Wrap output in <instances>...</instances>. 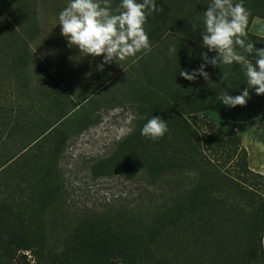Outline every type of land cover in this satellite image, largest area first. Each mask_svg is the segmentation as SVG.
<instances>
[{
	"label": "rangeland",
	"instance_id": "rangeland-1",
	"mask_svg": "<svg viewBox=\"0 0 264 264\" xmlns=\"http://www.w3.org/2000/svg\"><path fill=\"white\" fill-rule=\"evenodd\" d=\"M117 1L112 0L113 7ZM194 1L164 0L170 5L164 43L153 45L149 36L150 50L138 52L119 64L106 65L103 72H98L95 65L100 57L79 59L78 50L69 49L60 35L58 13L67 0H0V167L11 160L7 165L9 171L0 174V202H4L5 208H12L10 211L20 225L34 230H38V225L45 228L44 247L40 240L45 253L63 251L64 226L75 228L82 216L89 213L97 217L112 213L111 216H118L120 213L116 211H121L119 217L130 225L133 218L147 215L153 207L164 204L172 193L170 187L162 184L163 180L155 184L146 172L134 174L133 169L122 172L115 167L102 171L96 167L112 158L117 164L125 161L122 143L150 108L146 99L133 102L138 91L155 85L158 81L155 74L166 64L174 63L171 68L175 67L174 52L180 42L184 52L197 48L199 35L188 30L185 37L186 30L178 28L179 20L193 13ZM27 7L32 13L25 14ZM145 28L149 34L148 21ZM201 51L199 47L194 56L200 58ZM220 70L209 72L214 82L212 88L199 76L190 83L193 94L208 97L210 104L208 110L188 117L193 118L188 124L192 142L184 139L180 124L172 122L170 116L169 131L162 137L163 144L171 146L169 160L173 162L175 175L170 184L175 189L180 184L184 186L181 182L194 166L179 147L194 144L200 148L195 161L203 170L207 169L209 180L205 182L213 194L209 203L200 208L204 214L214 216L211 221L219 225L207 231L202 226H192L188 217L178 226H171L156 249L159 258L165 256L177 264H237L234 257L243 248L239 237L245 229L244 221L260 213L261 240L257 246L260 257L253 264H264L261 256V252L264 255V114L245 118L252 111L248 106L253 101L256 107L264 106V95L251 90L246 105L224 106L216 98L218 88L227 87L230 94L236 95L246 83L239 77L240 69L233 80L229 78L232 73L225 78L222 76L225 71ZM168 91L171 92L169 88ZM212 105L220 107L212 109ZM62 136L65 141L56 153L60 155L58 199L64 204L59 217L65 221L54 223L55 216L48 214L43 226L40 220L38 224V220L32 219V207L39 202L32 184L41 181L43 172L38 171L44 166L41 161L49 151L55 154L52 143ZM192 159L195 158L191 156ZM33 168L36 172L31 177ZM188 184L186 181L185 185ZM224 231L230 237H223ZM25 253L26 258L18 253L11 259L4 248L0 249V264L8 260L11 264L37 262L34 253Z\"/></svg>",
	"mask_w": 264,
	"mask_h": 264
},
{
	"label": "trees",
	"instance_id": "trees-1",
	"mask_svg": "<svg viewBox=\"0 0 264 264\" xmlns=\"http://www.w3.org/2000/svg\"><path fill=\"white\" fill-rule=\"evenodd\" d=\"M22 2H27V0H22ZM116 3L118 4L119 2L117 1ZM156 3L161 8V11L149 16L147 20L149 28L151 27L149 36L154 42L153 45H158L159 42L164 43V34L167 31L166 26L169 21V15L167 16L166 12H168L170 5L166 4L164 0H156ZM24 12L25 14L32 13V10L27 7ZM250 23L249 20L248 26ZM189 24L190 22L184 19L179 20L178 28L186 30ZM248 36L253 42H258L257 47H264V38L250 33H248ZM184 43H186V40H184ZM193 45L195 44L193 43ZM180 46L181 42L178 47L176 46L174 52L176 55L175 67L171 68V66H174L173 63L169 66L166 64L165 68H160L155 74L156 78L158 76L157 83L149 86L145 91L139 90L133 101L139 103L140 100L146 99L150 104V108L147 116L137 121L133 132L122 143L123 153H126L124 156L125 161L117 164L114 162L115 159L112 158V160L102 162L96 167V169L100 168L102 171L107 167H110L109 169L115 167V169L118 168L117 171L122 172L133 169L134 174L137 171H143L148 174L155 184H159L163 180L162 184H166L172 191V193L169 192L171 194L167 201L159 207H153V211L147 213V215H139L133 218L130 225L125 222L128 220L119 217L123 213L121 211H116V213H120L118 216H111L113 213L111 215L101 214L98 217L93 213L84 216L85 218L82 216L79 218L75 228L64 226L66 240L63 243L64 250L59 253L51 251L45 253L40 247V240L43 243L42 247H44L43 240L46 237L44 227L38 225V230H34L30 228L31 226L20 225L18 219L10 211L12 208L10 209L8 206L5 208L4 202H0V249H5L6 256L13 259L19 253L26 258L25 252L31 251L38 258L35 264H55L56 261L58 264H177L173 260L169 261L165 256H160L159 258V251L156 249V246L164 239L166 231L171 226H178L179 223L189 217L188 219L192 226H202L201 228H206V230L208 229L207 231L216 229L219 224H217V221H215V224L211 221L214 216L204 214L205 211L200 208L202 204L209 203L213 196L212 189L205 182V180H209L207 169L203 170V166L200 164L198 166L195 161L200 148L194 144L187 147H179L182 154L187 157L188 162L194 164V166L192 165V172L188 173V177L184 178V182H181L184 186L180 184L178 186L179 189H175L170 184L172 183L170 181L171 177L175 175L172 170L174 168L172 166L173 162L169 160V155H171L169 148L171 146H165L162 137L152 140L145 138L140 133V129L152 115L160 116L165 120L170 116L172 122L180 124L178 128L185 135L184 139L192 142L193 136L188 133L190 132L188 124L191 123L190 119L193 118L188 117H194L200 111L209 109L208 97L205 98L202 95L193 94L191 81L179 75V70L191 71L199 67L201 60L199 57L194 56V51L199 50V45L197 44L196 49L192 51L186 49L185 52L182 51V48L180 49ZM209 55L211 56L212 53H209ZM238 68V65L221 66L219 72L232 73L229 78L233 80L238 77L236 71ZM210 69L214 70V68L209 66L206 71L212 73ZM239 77L246 83L243 72L240 73ZM168 88L171 92L168 91ZM252 93H255L254 89ZM188 99L190 100L187 101ZM255 104L257 103L253 101L252 105L248 106L252 108V111L245 118H258L264 114V106L259 108L254 106ZM217 107L220 106L212 105V109ZM181 126H184L187 131ZM65 138V136H62L61 139L57 138L52 143L54 145L52 150L55 154H51L53 152L50 151L45 154V160H43V163L41 161L44 166H40V170H38L41 173L43 172L41 181H36L32 184L34 196L38 197L39 200L32 207V219L38 220V224L40 220L43 226L45 223L43 219L48 214L55 216L53 219L54 223L59 220L65 221L61 219L62 216L59 217L64 204L62 200L59 203L58 199L61 184L59 185L60 171L57 164L60 155L56 153ZM175 149L179 151L178 148ZM172 155H175L173 150ZM191 156L195 159L190 160ZM10 161L0 167V174L9 171L7 165L10 164ZM180 166L182 167V164ZM32 172L29 175L34 177L36 170L33 168ZM168 179L169 181H166ZM186 181L189 182L188 185H185ZM213 192L215 191L213 190ZM61 197L64 198L62 195ZM220 221L222 222L223 219L220 218ZM243 225L245 229L239 237L242 238L241 245L243 244V248L236 252L237 256L233 257L237 264H253L258 262L260 257L258 256L260 255V246L259 249L257 247L261 240L260 213L245 220ZM43 228L44 232L42 231ZM36 231L39 232L36 234ZM225 232L223 237L229 236ZM238 233L239 231L236 230L235 237H238ZM261 256L264 258L263 252H261ZM44 258L47 259L46 262L42 261ZM5 264H11V260L6 261Z\"/></svg>",
	"mask_w": 264,
	"mask_h": 264
},
{
	"label": "clouds",
	"instance_id": "clouds-1",
	"mask_svg": "<svg viewBox=\"0 0 264 264\" xmlns=\"http://www.w3.org/2000/svg\"><path fill=\"white\" fill-rule=\"evenodd\" d=\"M205 6L199 11L201 15L196 17V23H190L195 33L199 30L201 63L191 71L179 70V75L190 81L203 77L211 87L214 82L207 67L238 65L246 79L245 87L236 95L230 94L227 87H219L216 98L229 108L244 106L251 90L264 95V47H257L258 42L249 39L251 12L245 0H207ZM159 11L156 0H119L115 7L112 0H67L58 13L57 25L67 47L78 50L79 59L101 58L95 71L103 72L106 65L119 64L151 49L145 26L148 17ZM227 75L222 73L225 78ZM168 131V120L154 115L140 129L142 136L152 140Z\"/></svg>",
	"mask_w": 264,
	"mask_h": 264
},
{
	"label": "crops",
	"instance_id": "crops-1",
	"mask_svg": "<svg viewBox=\"0 0 264 264\" xmlns=\"http://www.w3.org/2000/svg\"><path fill=\"white\" fill-rule=\"evenodd\" d=\"M207 0H195V5H194V10L193 13L190 11V15H186V17H183L185 21H188L192 24L196 23V17H192L191 15L194 14L193 16H198L201 15L199 11L205 9ZM245 6L250 10L251 15L249 17L250 20V25L248 26V33L259 36L264 38V0H245ZM195 19V20H194ZM195 21V22H194ZM191 27L189 24L188 27ZM190 30V32L194 35L197 34L199 35V30L196 31V33L193 31L192 28L186 29V36L187 37V32ZM199 42H197L198 44Z\"/></svg>",
	"mask_w": 264,
	"mask_h": 264
}]
</instances>
